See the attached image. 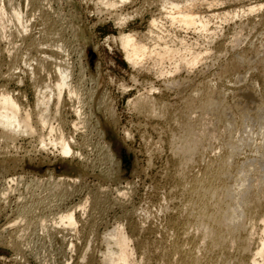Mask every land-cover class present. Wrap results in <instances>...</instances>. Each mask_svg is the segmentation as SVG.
Instances as JSON below:
<instances>
[{
    "label": "bare ground",
    "instance_id": "obj_1",
    "mask_svg": "<svg viewBox=\"0 0 264 264\" xmlns=\"http://www.w3.org/2000/svg\"><path fill=\"white\" fill-rule=\"evenodd\" d=\"M124 1L125 0H119L121 4ZM159 1L161 3L159 13L156 16L153 15L150 17L151 19L144 32L119 30L117 39L124 54V58L130 66L135 69L141 68L146 67L148 65L147 62H150L152 64L151 66L157 69L153 70L157 71L160 75L164 74V79L167 75H170V79L167 78V80L169 79L168 84L178 88H181L184 82H182L183 79L180 77L178 78L177 75H180L181 71L190 73L197 68L200 63L204 65L205 62L203 61L206 58H210L208 55L212 51H210L211 48L209 47H203L197 43L191 42L185 35L178 33V30H183L185 32L193 30L199 34L211 36V38H213L214 34H216L215 28L211 27V25H213L211 22L214 20V17H218L223 21H229L237 16H250L253 14L259 16L258 20L264 24V11L262 10L264 7L263 2L252 3L244 8L226 10L219 14H204L203 11L200 12L202 6L209 9L213 6L221 5L223 1L184 0L185 2L183 3L174 2L173 0ZM29 2L31 1L25 0L24 8L26 10L27 7H29ZM98 2L104 5L107 10L116 11L119 7V5L116 4V0H98ZM24 11L25 10L18 0H0V37L2 40L11 38V35L14 33H16L18 37H21V40L23 36H26L25 34L28 33L30 27V19L27 18V13ZM114 16V23L122 27L130 18V13H126L125 15L115 13ZM53 18L55 20V15L50 19ZM251 21L254 22V19ZM54 22L57 23L58 19ZM53 24L54 23H52V26ZM244 25V23L239 24V30L234 32L233 41H231L233 43L231 50L233 51L230 58H226L227 60L225 59L226 61L224 60L225 62H222L223 66L220 65L221 69L218 70L220 78L218 82L213 83V81L210 80L212 83H209L203 80L202 84L199 83V87H197V84L196 87L194 85L189 86L191 87L189 90L190 92L182 96L179 104L176 103L177 101L179 102V100L175 101V103H165L150 94H138L135 95L133 99L130 98L129 100V104H132V107L136 108L140 113L160 116L161 118L162 116H168L169 120H171L169 121L170 126L172 125L171 122L173 123V126L169 128V142H171L170 145L173 143V146H171L173 147V151L171 150V152L175 155L174 160L176 159L175 162L177 163L175 165H177L176 167L178 168V170L176 169L178 172L177 176L179 175V182L176 183L178 185L177 187L175 186L173 190L175 192L179 190L184 197H182L183 203L181 207H177L181 208L178 212H180L179 216H181L182 225L178 227V224L181 223L177 221V228L175 229L176 226H174L175 230L173 229L175 232L173 233L171 229L173 235L171 239H168L170 242H167V244H169L166 248L162 246L164 250L160 249L163 252H161L162 255L160 262H158L159 264H264V41L261 40L258 44L248 41L245 42V46H241L240 34ZM49 30L51 29H48L50 33ZM52 34L53 32L51 35ZM49 40H51L50 37ZM63 43L58 41L54 47L55 51L51 50L49 52H46L44 50L45 48L42 50V48L38 46L37 50L40 51L41 49L43 54L45 53L43 57L46 56L44 59L40 60L35 58V61H37L36 67L32 66L28 58L24 56L21 58L22 64L20 63L24 68L17 66L16 63L20 60L15 61L18 58L15 56L14 58L16 59H13L12 63H10V65H12L11 67L9 66L10 68L7 73L4 72L6 77H13L19 72L15 71V69L22 71L25 69L29 76L34 79L35 102H33L34 105L31 108L27 105L26 101V105L23 104L12 90H8L3 84L0 85V141L2 139V141L6 142H17V138L21 136H36L38 145H40L41 148L46 149L52 147L62 159L57 166L54 162L55 164L52 163L48 165L51 169L47 168L45 170L48 173L47 176H49L51 180L49 184L52 185L53 191L49 188L51 191L41 192L42 195L40 194V196L39 190V193L37 192L38 194L34 192L35 194L31 195L32 198L30 196L29 198L31 199L28 198L33 202L32 204H35V206L37 204V208L40 205V211L43 215L41 214L39 216V213H37L38 217L34 218L36 219L34 222L30 217H26L25 214H28V212L25 211L26 207H28L26 206V202V207H18L19 210L16 211L20 213L16 217L11 219L8 218L9 220L3 228L6 229L10 226L13 228L15 224L24 223L26 228L34 227V230L38 232L42 242L47 244L52 242L53 239L55 240L56 237H59L60 244H66V249L69 247L72 252L75 251L76 245H81L83 242L84 246H82L79 255V259L81 260L90 258L89 255L91 254L90 256H92L95 254L94 251H97L100 253L102 264H138L139 261H137L134 256L135 250L131 244V236L125 232L124 227L120 224L115 223L116 225L111 226L110 229H104L100 234L94 232V227L93 229L90 227L94 224L90 226L87 224L89 228H86L83 224L86 222L84 218H88V216L85 215L88 205L92 203V208H94L97 203H99L100 199L98 197H92L87 193L83 197L78 198V201L72 206H67L69 202L67 200L73 196L72 191L68 193L70 188L67 191H58L62 186L71 187L80 177L78 174H73L78 168L68 161L66 162L67 157L72 158L78 153L75 151L76 138L74 139L71 134L66 133L67 131L65 132L67 122L62 119L60 114V106H62L61 102L63 101L62 98H64L63 95L66 94L65 97H67V100L70 102L73 98L79 102L82 101L80 98L83 92L81 94V90L72 81L73 70L71 71V68L73 67H71L72 65L70 66L68 61L61 60L62 62H59L58 60L56 63L53 62L55 63L52 66L53 71L47 73V78L41 81V84L36 81V77H38L36 68L46 69L45 66L47 62L51 66L50 58H54V53L56 52L62 53L65 57L67 56L63 59L68 60L69 48H65ZM6 48L8 51L12 49L8 46H6ZM92 49L94 50V48ZM85 50H87V46H85ZM97 65L98 61L94 62V65L91 66L92 68H96ZM80 66L82 65L80 64L79 67ZM208 66L209 63L207 67ZM203 70H201V72ZM194 72H196V69ZM216 74L218 75V73ZM0 76H3V74ZM223 77L228 80L224 82ZM1 78H4V76ZM221 78L223 79L219 81ZM7 83H10V81ZM176 87L174 88L176 89ZM177 95L178 94H176V96ZM73 104L74 102L72 105ZM81 104L82 103H80V105ZM79 107L80 106L76 105L74 107L76 119L68 121L73 127L88 125L85 124L88 120H85L86 115L83 114L85 111L82 112ZM106 107L108 108L107 105ZM110 114H113L112 110H110L109 115ZM98 123L94 124L98 125ZM84 126H82V129H86V126ZM167 127L166 129L168 131ZM105 129L106 130L100 129L98 134L95 132L97 135L101 136V140L106 138L108 130L106 127ZM84 134H86V132ZM109 137L110 140L107 141L105 139L104 144L98 146L99 149H102L100 150L103 151V153L99 152L105 157L106 162H113L112 165L115 163L119 170H123V173H127L132 161L131 151L128 147H125L126 145L124 146L121 142L119 143L117 137L113 134L110 133ZM97 141L99 142L100 140ZM78 144L80 143L78 142ZM82 146L77 147L80 149ZM122 147H125L126 151H124ZM122 154L125 156L127 155L126 158L129 159L127 165H123L122 163ZM80 156L81 157H78L82 159V154ZM99 159L101 161V158ZM110 167L111 166L108 168L110 169ZM108 168L107 170H109ZM112 168L113 167H111V171ZM54 169L58 172L54 173ZM105 170L106 169L103 171ZM111 171H107L109 176L115 173L117 174V170ZM49 179L47 182H50ZM37 180L38 179H36L35 182H37ZM39 180L42 182L44 181L42 179ZM38 185H40V183ZM175 188H177V191ZM127 191L117 190L120 195H127ZM8 192H10V190H3L0 193L3 195V197H1L3 200L7 198L6 194ZM18 197L25 198L26 196L20 194ZM15 199L17 200V198ZM100 202L102 203L101 200ZM33 215L35 216V214H32V216ZM90 220L89 218L87 219L88 222H90ZM172 225H175V223ZM0 229L2 234V227ZM95 229L97 230V228ZM7 230H9V228ZM18 233L20 234V231H18ZM5 234L8 236V231ZM98 236L101 237V245H103V248L99 243V245L96 244V247L101 246V249L98 248V250H95L96 248H93L95 246L93 245V247H91V245L95 243V239H97ZM16 240L19 241L20 239ZM98 240H100V238H98ZM15 241L13 244L10 242L12 245L9 243V246L12 248V251L15 250V254L17 255L20 254L19 251L21 248L19 247L20 245L16 246L19 243L16 242L17 244L15 245ZM7 242L6 240L5 243ZM23 242L25 243V241ZM92 252L94 254H92Z\"/></svg>",
    "mask_w": 264,
    "mask_h": 264
},
{
    "label": "rangeland",
    "instance_id": "obj_2",
    "mask_svg": "<svg viewBox=\"0 0 264 264\" xmlns=\"http://www.w3.org/2000/svg\"><path fill=\"white\" fill-rule=\"evenodd\" d=\"M18 1H20L21 6L25 10L24 12L27 13V18L30 19V27L28 33L25 34L26 36L22 37L23 41L21 40V37L17 36L16 33L12 34L13 36L11 35V38H8L6 40H2L0 37V75L3 74L5 78H1L3 76H0V85L3 84L8 90H12L14 94L18 96L21 102H23V104L26 105L27 102V105L32 108L34 105L33 102H35V87L33 82L34 79L29 76L28 72L25 69L23 70L26 72L15 69V71H19V74L17 73L16 75L17 77H6L4 72L7 73L12 65H10V63H12L13 59H16L17 57L18 58L15 61L20 60L16 63L17 66H21L22 68H24L23 65H21V58L23 56L28 58V61L31 62L32 66L36 67L37 61H35V58L37 60H40L44 59V57L46 56L45 55L43 57L45 53L43 54L42 50L44 48L46 52H49L51 50L55 51V44L58 41L62 43L64 42L63 44L65 45V48H69L68 60L63 59L67 56H63L62 53H54V58H50L51 66L47 62V65L45 66L46 69L36 68V72L38 71V77H36L37 80L35 79L39 84H41V81H44V79L47 78V73L53 71L52 66L56 62H58V60L59 62H62L61 60L68 61L70 66L72 65L71 67H73L71 68V71L73 70L72 81L81 90V94L83 92V95H81L80 98L82 101H79L80 103H82L81 105L74 98V101L71 100V102L67 100V97H65L66 94L63 95L65 99L62 98L63 101L61 102L62 106H60V114L62 119L67 122L65 132L67 131L66 133L71 134L74 139L76 138L75 151L78 153L77 155L79 157H81L80 155L82 154L83 160L77 155H75L76 157H67V160L65 159L66 162L68 161L78 168L76 172H73V174H78L80 177L79 180L71 187L62 186L58 189V191H67L69 188L70 190H68V193L69 191H72L73 196L72 198L70 197L69 200H67L69 201L67 203V206H72L75 202L78 201V198L83 197L87 193H89L92 197H98L102 201V203L99 200V203H97L96 205L97 207L95 206L96 208H92L93 204L91 203V205H88L87 207V209L89 210L86 209L85 211V215H87L88 218L91 219L90 222H88V218L83 217L86 221V224L83 223L85 227L87 228L91 224H94L90 227L92 229L94 227V232L100 234V232L102 233L104 229H110L111 226L118 223L122 227H124L125 232L129 236H131V244L135 250L134 256L136 257V260L139 261L138 264H159L158 262H160V258L162 255L161 252H163L162 250H164V248H166V246L169 244H167V242H170V240L168 241V239H171L173 233L175 232L174 230L177 228V221L178 223H181L178 224V227L182 225V220L180 218L181 216H179L180 212H178L181 208L177 207H181L184 197L179 190L177 191V188H175L177 192L173 190L174 187H177L178 185L176 183L179 182V175L177 176L178 168L176 167L177 165H175L177 163L175 162L176 159L174 160L175 155L173 154V152H171L173 148L171 146H173V143L170 145L171 142H169V128L173 126V123L171 122L172 125L170 126L169 121L171 120H169L168 116H162L161 118L160 116H152L140 113L136 108L132 107V104H129V100L130 98L133 99L135 95L138 94H150L165 103H175V101L179 100V102H176L177 104H179L182 96L185 95V93L187 94L188 92H190L189 90L191 87L189 86L194 85L196 87L197 84V87H199L200 84H202L203 80L204 82L208 81L209 83H212V81L213 83L218 82V79L220 78L218 70L221 69V66H223L222 62H225L231 56V53L233 51L231 50L233 45L231 41H233L234 32L239 30V24L244 23L245 25H247H244V30L242 29V32L240 34V43H242L241 46H245V42L248 41H252L255 44H258L259 42H261V40L264 41V24L261 23L260 20H258L259 16H255V14L250 16H237L229 21H223L218 17H214V20H212L211 22V24L213 23L211 27L215 28L216 34H214V37L212 36L213 38H211V36L199 34L198 32L193 30L185 32L183 30L179 31L177 29L178 33H180L181 35H185L186 38L191 42L197 43L198 45L203 47H209L211 48L210 51L212 50L208 55V57L210 58H206L207 61L206 59L203 61L205 62L204 65H202L203 63H200L198 67L195 68L196 72H194L195 69L190 73L187 72L188 74L185 73L186 71H181L180 75H177V77L183 79L182 82H184L182 83L183 85L181 84L182 87L180 86L181 88H178L176 86H171L170 84H168L170 75H167L164 79V74L160 75L159 73H157V71H155L157 69L151 66L152 64L150 62H147V68L141 67L135 69L130 66L124 58V54L117 39L119 30H135L144 32L147 29L148 22L151 19L150 17H152L153 15L156 16L159 13V9L161 6L159 0H125L122 4L119 2V0H116V4L119 5L116 11L107 10L104 5L98 2V0H30L31 2H29V7H27V10L24 8L25 0ZM173 1L183 3L186 0ZM221 1H223L221 5L213 6L209 9H206V7L202 6L200 8V12L203 11L204 14H219L226 10L244 8L252 3H264V0ZM262 10L264 11V7ZM115 13L121 15L130 13V18L126 21L124 26L120 27L119 25L114 23L113 18L115 17ZM54 15L55 20L54 18L50 19L52 16L54 17ZM56 18L58 19L59 23L54 22L57 20ZM253 19L254 22L251 21ZM48 21H50L51 23ZM52 23H54L53 26ZM48 29H51L49 30L50 33L48 32ZM44 30L46 31V33ZM52 32L53 34L51 35ZM49 37L51 40H49ZM53 40H56L55 43ZM66 44L68 47L66 46ZM6 46L12 48L11 51H8ZM38 46L42 48V50L40 49V51H38ZM85 46H87V50H85ZM92 48H94V50ZM13 49H15L16 51ZM90 53H92L93 55ZM15 56L16 58H14ZM96 61H98L97 67L92 68L91 65H94V62ZM208 63L209 66L207 67ZM80 64L82 66L79 67ZM201 65L204 70L201 68ZM200 68L201 70H203L202 72L201 70L199 71ZM152 70L154 71V73ZM216 73H218L219 77ZM211 74H214L215 76ZM167 78L169 79L167 80ZM223 78H221L219 81H221ZM224 79V82L228 80L227 78ZM9 81L10 83H7ZM174 87H176V89ZM176 94H178L179 96H176ZM73 102L74 104L72 105ZM65 105H67L68 107ZM75 105L80 106L79 108L82 110V112L85 111L83 112V114L86 115L85 120L88 119L85 123L88 124L85 125L86 129H82V126L84 125H78L79 127L77 126V129V127L71 126L68 122L72 119H76L74 113ZM106 105L109 109L106 107ZM64 106L67 108H65ZM110 110H112L113 112V114H110L111 116L109 115ZM94 123H98V125ZM105 127L108 130L105 138L107 141L110 140L109 136L111 133L117 137V141L119 143L121 142L124 146L126 145L125 147H128L131 151L132 161L127 173H123V170H119L116 167L115 163L113 165V162L107 161V163L105 161V157L101 154L103 153V151H101L102 149L100 148V150L98 146H102L105 139L101 140V136L97 134L99 133L100 129L106 130ZM166 127L168 128V131ZM73 131L75 132L72 133ZM85 132L86 134H84ZM95 132H97V134ZM96 139L100 141L98 142ZM16 141L17 142H6L2 141V139L0 141V191L2 189L10 190V192L6 194L7 198L4 200L3 198H1L3 197V195L0 194V228L2 227L3 229L2 234L0 231V264H102L99 255L100 253H98L97 251H94L95 254L92 252V254L94 255L90 256V254V258H84L83 260L79 259L81 248L82 246H84L83 242L81 245H76L75 251L72 252L69 247L68 249H66V244H60L59 237H56L55 240L53 239L52 242L47 243L49 245H47L45 242H42L40 240L38 232L34 230V227L26 228L24 226V223H19L20 225L15 224L16 226L13 225L16 230L14 227L11 228L12 226L7 227L6 229L3 228L9 219L16 217L20 213H17L18 211H16L19 210L18 207L20 206L32 207H30L31 209L28 207H26V210L24 208L23 209L28 212V214H25L26 217H30L33 222L36 220L34 218L38 217L37 213H39V216L41 214L43 215V213H41L40 211V205L37 208V204L35 206V204H32L33 202H31L29 199L32 198L31 195L35 194L34 192L37 193L40 190V193L38 192L40 195L41 192H49L50 189H53L52 185L49 184L51 183V180L49 179V176H47L48 173L45 170L47 168L51 169V167H48V165L54 162L57 166V164L62 159L57 151H55L52 147H48L46 149L41 148L40 145H38L36 136H21L20 138L18 137ZM78 142L80 144H78ZM82 144L84 147L82 146ZM77 146L82 147L78 149ZM125 147H122L124 151H126ZM172 154L174 157L172 156ZM126 157L127 155H123L121 158L123 165H127L129 162V159ZM99 158H101V161ZM109 166L113 167L112 171L111 167L110 169L108 168ZM106 167L111 172L117 170V174L115 173L114 175L109 176L107 174V171L109 170H107ZM104 169H106L107 171H103ZM53 171L54 173L58 172H56V169H54ZM36 179H38L37 182H35ZM39 179H42L45 182H47V180L49 179L50 182L48 181L47 183H45L44 181L42 182ZM38 182L40 183V185H38ZM118 189L126 191L128 190L127 195L118 194ZM20 194L27 197H21L22 203L20 202L21 198L18 197L20 196ZM29 196L31 198H29ZM15 198H17V200ZM7 200H10L9 203ZM15 201L20 203H16ZM31 204L34 206H32ZM27 208L29 209V211ZM36 209L39 210L37 211ZM31 212L32 214H35V216H32ZM171 223H175V225H172ZM174 226H176L175 229ZM8 228L9 230H7ZM95 228H97V230ZM171 229H174L173 233ZM6 230L9 233V237L5 234L7 233ZM18 231H20V234L18 233ZM36 234L38 235L39 239ZM14 238L15 240H20L15 241ZM98 238H100V240H98ZM6 240L8 241L7 243H5ZM14 241L15 245L19 243L16 246L20 245V254L16 255L15 250L12 251V248L9 246V243L12 242L13 244ZM23 241H25V243ZM99 243L100 245L102 244L100 236L95 239V243L92 244L91 247H93L94 245L95 247L93 248H96L95 250H98V248L101 249V246L103 248V245H101L100 247H96V244L99 245ZM12 244L10 243V245Z\"/></svg>",
    "mask_w": 264,
    "mask_h": 264
}]
</instances>
